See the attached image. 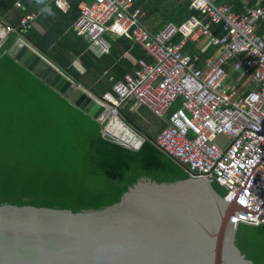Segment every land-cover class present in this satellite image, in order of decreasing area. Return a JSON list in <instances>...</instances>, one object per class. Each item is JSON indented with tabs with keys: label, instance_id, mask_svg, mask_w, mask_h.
Returning <instances> with one entry per match:
<instances>
[{
	"label": "water",
	"instance_id": "water-1",
	"mask_svg": "<svg viewBox=\"0 0 264 264\" xmlns=\"http://www.w3.org/2000/svg\"><path fill=\"white\" fill-rule=\"evenodd\" d=\"M0 264H261L233 205L0 20ZM103 136L119 146L104 142ZM239 225H248L242 224ZM252 226V225H251Z\"/></svg>",
	"mask_w": 264,
	"mask_h": 264
},
{
	"label": "built area",
	"instance_id": "built-area-1",
	"mask_svg": "<svg viewBox=\"0 0 264 264\" xmlns=\"http://www.w3.org/2000/svg\"><path fill=\"white\" fill-rule=\"evenodd\" d=\"M189 1L198 15L181 25L167 23L157 33L144 26L134 0L80 2L73 28L105 51L111 33L148 54L150 59L135 58L136 67L102 95L110 116H120L131 101L159 119L172 111L156 146L189 175L224 188L233 225H264V35L258 34L264 0ZM55 4L67 9L66 3ZM37 17L25 13L20 24ZM214 25L221 26V35ZM195 47L213 53L200 58Z\"/></svg>",
	"mask_w": 264,
	"mask_h": 264
},
{
	"label": "trees",
	"instance_id": "trees-1",
	"mask_svg": "<svg viewBox=\"0 0 264 264\" xmlns=\"http://www.w3.org/2000/svg\"><path fill=\"white\" fill-rule=\"evenodd\" d=\"M66 2L68 4V9L63 12L55 5L53 0H0V20L2 21L3 19V22L7 26L14 28L18 33L22 34L40 49L46 51L48 56L64 68L66 72L102 97L105 92L111 90L112 83L115 80L120 79L125 72L131 71L136 67L135 63L132 64L122 55V51L119 50L118 45H121L124 49L130 51L135 58H150L148 54L136 46L132 40L128 38L126 39V37H117L116 41L114 40L112 43L110 42L111 48L108 53L104 52L102 55L96 54L90 48L91 44L89 41L85 40L82 36L76 35V31L73 28V23L79 15L78 4L80 2L90 4L92 0H66ZM134 2L135 6L140 8L143 13V16L141 17L142 23L153 33L159 32L167 23L181 25L191 16L198 15V13L191 7L189 0H134ZM214 2L217 5L223 3L232 4L234 0H214ZM16 3H20L21 8H16ZM236 9H240L238 4ZM28 12L38 14L37 22H39L40 25L45 26L43 33L37 30L33 24H28L26 27L21 26L20 19ZM211 29L217 35L222 34L220 25L211 26ZM70 34H73L74 39H71L72 37ZM258 34L259 36L264 35V22L261 23ZM9 45L10 43L8 42L0 49V58L2 55H5L31 77L37 80L42 86L56 93L58 97H61L71 108L97 124L101 132H103L104 124L97 122L84 111L69 103L64 94L54 90L51 86H48L34 73L17 62L11 55L7 54L6 50ZM64 51H67L68 55L64 54ZM193 51L199 52L200 58H205L213 53V50L210 47L204 52H201L197 47L193 48ZM75 58L79 61L73 62V59ZM231 63H233V61H231ZM225 69L230 73L229 66H226ZM249 90L250 89H247V91ZM133 105L135 104L131 101L127 107L121 109L120 116L124 121L131 124L146 136L145 141L141 144L139 149L133 151L119 146L116 143L107 140L102 133L101 139L104 142L131 152H138L142 145L145 142H148L166 156L172 163L189 175L185 168L173 161L155 144L157 135L166 127L172 111L168 113L165 120L160 119L157 123L155 122L159 127V133L152 136L151 134L146 133L140 123V116L137 115L139 112L145 111H148L145 113L150 114V111L145 107L139 106L135 112H132L131 107ZM212 185L219 196L224 195V188L215 181L212 182ZM234 241L244 254L255 257L261 264H264V225H238L234 233Z\"/></svg>",
	"mask_w": 264,
	"mask_h": 264
},
{
	"label": "crops",
	"instance_id": "crops-1",
	"mask_svg": "<svg viewBox=\"0 0 264 264\" xmlns=\"http://www.w3.org/2000/svg\"><path fill=\"white\" fill-rule=\"evenodd\" d=\"M54 1V3H55V0H53ZM56 1H60V2H63V3H66V4H64L65 6H67V9H68V4H67V2H66V0H56ZM56 5V4H55ZM57 6V5H56ZM60 10H62L63 12H65L67 9H64L63 7H62V5L60 4L59 6H57ZM37 14V13H36ZM38 15V14H37ZM38 18V17H37ZM37 18H36V20L34 21V22H32V24L36 27V29L37 30H39L41 33H43L44 32V30H45V26L44 25H40L39 24V22H37ZM2 21H3V19H2ZM48 22H50V21H48ZM10 27V26H9ZM15 30V29H14ZM71 30H73V29H71ZM16 31V30H15ZM67 31H69V30H67ZM18 33V32H17ZM74 33V32H73ZM19 34V33H18ZM75 34V33H74ZM76 35H79V34H77V32H76ZM70 36L72 37L71 39H74V37H73V34L71 35L70 34ZM79 36H82L85 40H87V41H89V43L91 44L90 45V48L96 53V54H98V55H102L104 52H106V53H108L109 51H110V49H109V51H105L104 49H103V47L102 46H100L99 44H97V43H94V42H92V41H90V40H88L85 36H83V35H79ZM105 37H106V39L109 41V42H111L112 43V41H116V39H117V36H115V35H113V34H111V33H107L106 35H105ZM127 39V38H126ZM111 43H110V45H111ZM111 48V47H110ZM118 48H119V50L120 51H122V55L125 57V58H127L132 64H134L135 63V56L130 52V51H128V50H126V49H124L121 45H118ZM46 52V51H45ZM64 54H66V55H68V52L67 51H64L63 52ZM46 55L48 56V54L46 53ZM48 57H50V56H48ZM51 58V57H50ZM74 61H76V62H78L79 60H76V58L75 59H73V62ZM82 84V83H81ZM130 103V102H129ZM129 103H127L123 108H125V107H127L128 105H129ZM137 108H138V106H136V105H133L132 107H131V111L132 112H134V111H136L137 110ZM145 112H148V111H145ZM150 114H152L151 112H150ZM153 115V114H152Z\"/></svg>",
	"mask_w": 264,
	"mask_h": 264
},
{
	"label": "rangeland",
	"instance_id": "rangeland-1",
	"mask_svg": "<svg viewBox=\"0 0 264 264\" xmlns=\"http://www.w3.org/2000/svg\"><path fill=\"white\" fill-rule=\"evenodd\" d=\"M137 115L140 116V123L142 127L144 128V130L146 131V133H149L152 136H155L159 133V127L155 124V122L157 123L158 120L160 119H157L152 114L145 113V112H139V114Z\"/></svg>",
	"mask_w": 264,
	"mask_h": 264
},
{
	"label": "clouds",
	"instance_id": "clouds-1",
	"mask_svg": "<svg viewBox=\"0 0 264 264\" xmlns=\"http://www.w3.org/2000/svg\"><path fill=\"white\" fill-rule=\"evenodd\" d=\"M14 29V28H13Z\"/></svg>",
	"mask_w": 264,
	"mask_h": 264
}]
</instances>
